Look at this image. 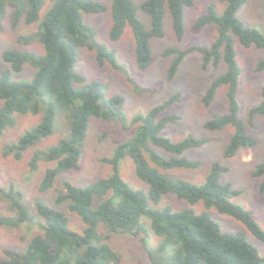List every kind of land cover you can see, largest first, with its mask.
<instances>
[{"label": "trees", "instance_id": "trees-1", "mask_svg": "<svg viewBox=\"0 0 264 264\" xmlns=\"http://www.w3.org/2000/svg\"><path fill=\"white\" fill-rule=\"evenodd\" d=\"M245 1L212 0L206 11L198 16L193 25L195 29L207 24L217 27V38L210 47H168L163 52L165 56H174L167 70L168 80L174 77L183 57L193 50L202 53L203 65L209 62L216 65L220 59L226 63L225 71L211 81L202 101L204 105H209L218 87H226L228 112L212 114L203 125L209 130L233 126V134L224 150L227 157L234 155L239 147L256 143L238 115L240 68L233 36L244 46L254 44L263 50V57L256 66L257 70H262L264 34L245 25L236 16ZM194 2L143 0L136 5L134 0H113L109 38H119L124 26L129 23L134 34L137 65L145 70L152 60L149 39L163 36L166 7L171 14L175 36L181 40L184 33L183 8L192 6ZM44 4L45 0H0V28L7 8L11 7L13 26L22 17L26 24L38 23L36 31L18 35L17 41L28 44L38 39L43 48L40 54L17 47L3 51L2 57L7 66L0 70V139L7 127L14 126L16 114H41L38 123L15 141L3 145V156L12 155L20 159L25 150L50 135L58 109L62 110L68 128L67 135L56 144L45 149H34L29 157L28 166L31 171L38 168L40 160L54 162L45 168L40 180L39 190L42 192L48 191L62 172L80 167L82 147L91 118L119 122L124 130L130 128L122 109L124 96L114 94L107 97L102 82L86 81L85 76L74 68L79 47L93 50L100 67L107 62L113 66L116 64L114 50L99 43L96 30L83 20V12H101L105 9L104 4L97 0H51L41 17L40 11ZM218 4H223L221 11L218 10ZM138 8L149 16L150 28L147 29L137 17ZM27 63L34 69L33 76L30 79H13L12 73L19 72ZM261 96L260 103L250 109V121L253 114L264 116V86ZM179 98L180 93H174L147 113L133 117L130 125L139 124L135 134L116 145L111 155L100 158L102 163L111 166L112 172L109 175L80 186L68 180L62 182L63 190L58 193L55 202L68 203L69 210L76 213L84 223L81 231L69 227L68 218L62 209L37 201V213L45 219L46 224L41 231L29 236L24 250L5 248L0 264H122L120 254L101 235L100 224L114 233L139 235L151 230L162 237V241L151 253V264H264V256L259 254L245 233L222 232L217 222L206 212L196 213L192 208L174 210L167 204L159 209L149 206V200L157 203L167 193L185 199L190 204L202 201L205 207H214L220 213L240 220L253 236L264 242V229L251 211L230 200L240 192L233 189L230 183L220 181L226 168L219 161L212 163L202 184L172 178L158 169L196 168L199 165V160H192L184 152L202 145L205 139L188 135L173 141L160 134L167 123L179 117L176 113H163ZM157 148L164 150L166 155ZM125 157L131 158L137 177L148 185L147 193L134 189L121 177L119 163ZM253 175L262 177L259 192L264 193V162L257 164ZM7 189L14 195L11 207L17 214L13 220L0 218V224L16 226L29 222L31 214L21 201V191L14 192L12 186ZM0 191L5 192L3 187H0ZM95 199L99 201L96 206ZM142 216L148 219V225L141 221ZM167 248L171 251L163 256Z\"/></svg>", "mask_w": 264, "mask_h": 264}, {"label": "rangeland", "instance_id": "rangeland-1", "mask_svg": "<svg viewBox=\"0 0 264 264\" xmlns=\"http://www.w3.org/2000/svg\"><path fill=\"white\" fill-rule=\"evenodd\" d=\"M97 1L104 4L105 9L101 12H83V20L96 30V40L99 43L114 50L116 64L113 66L107 62L100 67L97 65L93 50L79 47L74 68L85 76L86 81L99 80L102 82L107 97L114 94L124 96L122 109L126 113L127 126L130 128L124 130L119 122L91 118L82 147L80 167L62 172L55 178L53 186L48 191L42 192L39 190L40 180L45 168L52 166L54 162L40 160L38 168L31 171L28 166L29 157L34 149H45L67 135L68 128L66 129L64 115H62V110L58 109L53 132L41 138L33 147L25 150L20 159H15L12 155L3 156V145L18 139L41 118V114H16L14 126L7 127L0 139V187L5 190V192L0 191V218L11 220L16 218L17 213L11 207L14 195L9 192L10 189H7L12 186L14 192L21 191V201L31 214V219L29 222L16 226L0 224V257L4 255L5 248L24 250L29 236L43 229L46 222L37 213V201H43L50 206L62 209L68 218L69 227L75 231H81L84 223L76 213L69 210L68 203L56 204L55 202L58 193L63 190L62 182L68 180L80 186L109 175L112 172L111 166L102 163L100 158L111 155L116 145L135 134L139 124L130 125L135 115L147 113L150 108L163 102L174 93H180V98L163 113H176L179 117L175 121L167 123L160 134L173 141H178L188 135L205 139L202 145L191 147L184 152L192 160H199V165L196 168L174 167L168 169H162L150 162L151 165L157 166L161 172L172 178H181L195 184H202L212 163L219 161L226 168V171L221 174L220 181L230 183L233 189L240 192L230 200L251 211L255 220L264 229V193L259 192L262 177L253 175L257 164L264 162V116L253 114L251 121L249 120L250 109L258 105L262 98L264 69L257 70L256 66L263 57V50L254 44L244 46L236 36H233L236 60L240 68L237 87L238 115L243 120L247 132L256 139V143L253 146L239 147L234 155L227 157L224 155V150L233 134V126L226 125L217 130H209L203 125L212 114L228 112L226 87L224 85L218 87L209 105H204L202 101L211 81L225 71L226 63L220 59L216 65L212 62L203 65L202 53L193 50L183 57L174 77L168 80L167 70L174 56L163 54L168 47L185 49L193 45L207 48L211 46L218 35L216 25L207 24L199 29H195L193 25L198 16L206 11L208 3L212 0H195L192 6L183 8L184 33L181 40L175 36L171 14L166 7L163 23L164 33L161 37L149 39L152 60L145 70H141L137 65L131 25L126 23L119 38L110 39L113 0ZM141 1L143 0H134L136 5H139ZM50 4L51 0H45L40 11L41 17ZM222 8L223 4H218V10L221 11ZM11 10V7L7 8L1 22L0 70L7 66L2 57L6 48L29 49L37 54L43 52L38 39H34L28 44L17 41L18 35L36 31L38 23L26 24L22 17L17 25L13 26L10 18ZM236 16L245 25L254 27L264 34V0H246L238 9ZM137 17L147 29L150 28V18L140 8L137 9ZM33 73V67L27 63L19 72H13L12 78L15 80L30 79ZM157 150L166 155L161 148H157ZM119 171L121 177L131 187L148 192V185L137 177L131 158L125 157L120 161ZM98 202V199H95L94 206ZM164 204L170 205L174 210L192 208L196 213L206 212L217 222L222 232L240 231L245 233L246 238L258 249L259 254L264 256V242L253 236L246 226L233 216L220 213L214 207L207 208L202 201L190 204L172 193L163 195L157 203L149 200V206L153 208H162ZM141 221L149 224L145 216L141 217ZM99 231L104 240L120 254L122 264H151V253L162 241V237L154 234L151 230L147 234L139 235L114 233L100 224ZM170 251L171 249L167 248L163 256H167Z\"/></svg>", "mask_w": 264, "mask_h": 264}]
</instances>
